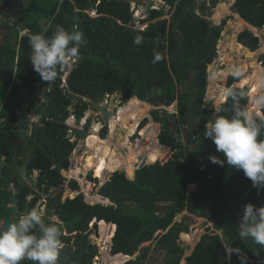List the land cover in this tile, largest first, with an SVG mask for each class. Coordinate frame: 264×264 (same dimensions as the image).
<instances>
[{
  "label": "trees",
  "instance_id": "16d2710c",
  "mask_svg": "<svg viewBox=\"0 0 264 264\" xmlns=\"http://www.w3.org/2000/svg\"><path fill=\"white\" fill-rule=\"evenodd\" d=\"M163 1L169 7L168 12L164 14L159 9H151L149 16L142 19L143 23H150L144 29L136 28V11L123 0H25L23 14L17 20L19 25L14 27L4 22L3 28L0 27L3 30L0 38V221L7 213H12L16 222L34 208L42 214L44 206L47 210L45 222L55 224L63 231L64 248L58 264H94L98 248L90 241L92 229L105 235L100 244L105 264H147L152 244L143 246L136 259L132 257L144 243L156 240L155 249L164 253V261L160 264H181L184 250L178 241L189 227L185 219L177 223L174 219L183 211L213 225L211 234L201 237L186 258V264H264V248L251 238L240 239L238 229L246 204L264 207V189L254 188L242 170L226 163L223 167L213 164L209 156L224 157L203 136L206 122L214 121L218 116L231 118L236 111L252 107L248 89L234 85L241 77L229 78L227 86L234 95H228L218 113L204 106L207 69L217 56V44L229 19L214 26L207 17L219 4L215 15L219 18L226 5L222 2L226 0ZM233 9L247 22L248 25L242 22L244 25L251 29L264 27V0H235ZM92 11L97 13L96 17L90 15ZM166 15L169 18H163ZM42 18L45 19L43 25ZM56 25L82 32L86 43L81 45V59L49 84L32 68L29 38L34 34L50 38ZM9 28L14 30L13 43H7ZM138 37L142 38L139 44L135 43ZM237 40L252 52L260 47V39L250 30L238 34ZM157 54L161 57L159 60L155 58ZM256 66L253 62L250 64L249 68L255 72L246 77L254 79L259 74L261 69L257 70ZM239 68L245 70L247 65ZM189 73L195 86L192 96L179 90ZM64 80L66 86L62 88ZM241 83L249 84L244 79ZM251 89L253 99L252 85ZM42 92L45 102L41 98ZM115 93H120L123 102L135 100L134 118L128 123L132 133L141 118L148 115L151 105L169 107L176 102L177 111L175 109L171 114L168 111L163 114L151 112L153 119L161 125L160 144L156 138L157 127L154 131H150L154 125L145 127L140 131L142 140L138 141V149L129 148L130 164L122 165L118 150L117 155L104 156L103 148L92 142L94 150L89 152L86 160H81L76 174L94 169L95 177L104 182L114 172L110 179L96 194L90 193L89 186L81 178L79 182L78 179L69 182L72 192L65 200H62V191L51 196L52 190H59L64 184L63 171L69 170L70 156L76 146L68 137L69 127L60 123L69 119L73 99L78 97L73 113L80 123L91 106L87 101L90 96L101 102L106 94ZM225 95L221 101L226 100ZM188 107L192 108L199 127L185 143L182 135L189 123ZM262 112L258 107L254 111L264 115V108ZM32 116L40 118L41 123L32 126L28 137ZM130 116L125 106L119 109L115 117L118 120L110 122L106 139L109 143L123 147L124 143L115 140L116 127L120 123L127 129ZM147 122L148 119H144L140 128ZM70 126H74V122ZM105 134L106 129H103L102 137ZM21 138L29 141V145L10 146L11 139ZM97 138L96 132L89 136L94 141ZM167 149L166 161H155L162 159ZM26 150H30L31 155L25 163L18 157ZM140 158L151 165L137 170L134 180L118 171L125 169L133 177ZM121 160L128 163L126 158ZM200 163L206 164L207 168L200 169ZM14 165H25L31 186L19 183V174L12 168ZM83 166L85 170L81 168ZM35 171L39 173L37 180L33 178ZM94 175L88 176L89 181H94ZM15 182L21 189L14 193L10 185ZM78 183L85 187L80 189ZM191 184H197L194 191H189ZM31 195L33 197L29 199ZM162 204L164 209H159ZM158 232L165 233L155 237ZM200 233L198 229L193 237L182 236L191 244Z\"/></svg>",
  "mask_w": 264,
  "mask_h": 264
},
{
  "label": "clouds",
  "instance_id": "9594fccd",
  "mask_svg": "<svg viewBox=\"0 0 264 264\" xmlns=\"http://www.w3.org/2000/svg\"><path fill=\"white\" fill-rule=\"evenodd\" d=\"M159 2L161 5H164L163 7H168L163 0H159ZM150 3L153 4L152 9H159L161 11L159 5H155L154 0H148V2H146V7ZM133 11L136 10L134 9ZM162 11L166 14L164 9H162ZM254 28L256 29L257 27ZM141 41L142 38L138 37L135 43L139 44ZM13 42H15V40ZM85 43L82 32L66 29L62 25H56L55 31L50 38H46L41 34H34L29 38L32 68L40 76L42 81L50 84L58 78L64 69L81 59L80 49L81 45ZM155 58L156 60H159L161 57L157 54ZM231 71L234 76H243V72L238 67L233 68ZM260 87L261 89H264V83H262ZM106 95L105 99L100 103L104 105L106 109L113 112L114 116L111 120H118V118L115 117L120 108L111 110ZM108 95L112 97L114 94ZM226 95L234 94L231 89H229ZM87 101L89 102L90 99ZM252 102L258 108H264V91H262L259 96L253 98ZM121 104L122 107L125 105V102L122 101ZM71 109L74 111V105L70 108V111ZM88 110L91 112L87 113ZM88 110L80 120V123L77 122L73 111H71V115L74 114L75 116L74 126H70L71 122H73L71 115L66 121V125L69 127L68 137L71 142L76 143L73 152L75 151L76 153L79 152V150L84 149L86 155L89 154V147L86 145V141L76 137L70 128H85L88 131H91V133L96 132L98 137L102 139H106L108 129H111L110 124L107 125L101 118V115L94 108L90 106ZM85 116H87L86 123L82 124V120ZM94 120H96V122H94ZM98 121L104 125L103 128L98 126ZM138 125L133 133L134 135H131L133 138L140 127V124ZM119 126H121L120 123L117 124L116 131ZM103 129H106L105 137H102L101 135ZM32 130L33 127L31 126L28 137L31 136ZM160 131L157 133L158 137ZM203 136L207 140H210L214 144L216 152L222 154L224 157V159H221L219 155L209 156V160L213 164L223 167L226 163L228 166L234 167L237 170H242L244 176L252 182L254 188L258 190L264 189V138H261L264 136V115H259L258 113H253L248 110H242L236 111L231 118L228 116H218L214 121H208L205 123ZM158 137L157 140L160 144ZM71 156V166L69 170L63 172H65V174H75L76 177L73 179H78L79 182L80 179L83 178L86 183V180H89L88 176L91 173L93 174L95 170L90 174H76L80 164H78V167H75V165L76 163L81 162V160H75L74 156L72 158ZM81 168H84L85 170V167ZM205 168H207L206 164ZM136 171L137 170H135V173ZM120 172H125L126 175H128L125 169ZM111 174L105 178L104 182H102L100 178L98 180L97 177H95L96 175H94V181H91L90 183L96 184L100 182L101 184L98 187V189H100L107 182ZM128 178L130 179L129 176ZM12 218L14 220L13 216ZM209 224L211 223L209 222ZM211 227H213V225ZM238 229L240 239L251 238L257 245L264 248V207H257L255 204L251 203L246 204L244 206L243 215L239 221ZM220 233L221 232L218 231V234ZM62 235L63 231L61 227L55 224L46 223L42 214L34 208L28 213L22 214L18 221L6 225H0V264H23L25 261L31 262V264H58L61 251L64 248L61 239ZM234 250L235 249L230 250L229 253Z\"/></svg>",
  "mask_w": 264,
  "mask_h": 264
},
{
  "label": "rangeland",
  "instance_id": "374dc122",
  "mask_svg": "<svg viewBox=\"0 0 264 264\" xmlns=\"http://www.w3.org/2000/svg\"><path fill=\"white\" fill-rule=\"evenodd\" d=\"M3 1L5 2V0H3ZM197 1H200V0H197ZM201 1H205V0H201ZM206 1L209 2V0H206ZM234 2H235V0H226L225 2H222V3H226V5H225V9L222 11L219 18H215V15L217 14L216 10H217V7L219 6V4L216 8H214L213 10L210 11V16L207 17V19L209 21H211L214 26H219L225 18H229V19L227 20V24L224 27V31L221 34V38L217 44V56L214 59L213 63H211L207 69L209 76H208V86H207L206 95H205L206 97L204 99V106L207 109H212V110L214 109L218 113L221 110L222 105H224L225 102L227 101L228 95H225V94L229 90L228 86H227L229 78L230 77H237V76H234L232 74L231 70L233 68H236V67L239 68L240 66L247 65V68L245 70H241L243 72V76H240L241 79L239 81L235 82L234 85L236 87H239V88H247L248 89L249 103H251V106H252L251 109H249L248 111L254 113L255 109H257V106L255 104L253 106V104H252L253 99L250 97V94L252 91L251 85L254 87L253 97H257L258 95L261 94L262 91H264V89H261V87H260V85L262 83H264V29L258 31L257 29H251L250 27H248L247 26L248 24L243 19H241L240 16L236 14L235 9H233ZM154 3L156 6L159 5L160 9H164L165 13L168 12L169 8L163 7L164 5H161L159 0H154ZM131 9L136 10V12L134 13L136 28H138V29L146 28L150 24L149 22H146V23L142 22V19H145L149 16V13L146 14V10H145L146 9V2L143 4H140V5L133 3ZM2 10H3V3H0V27L3 28L4 20H5V23L10 24L14 27L19 25V23H20L19 21H17V20L14 21L11 18H8V16ZM89 13L93 17L97 16V13L95 11H92ZM163 18H169V16L166 15ZM163 18H161V19H163ZM44 22H45V19L42 18L41 19V25H43ZM242 22L247 24V25H244ZM245 30H250L255 36H257L260 39V47L257 51L252 52L237 42L238 41L237 40L238 34H240L241 32H244ZM0 32H1L0 33V37H1L3 34V30L2 31L0 30ZM13 38L14 37H12V39L10 41L12 43L14 41ZM252 62L254 64H257V66H256L257 70L261 69L259 74L258 75L256 74L254 79H250L249 77H246V76H251L255 72V70L249 68L250 64ZM219 73H224V75H220ZM189 75L190 76L187 78L186 81L183 82V84L180 86L179 90L181 92H186L189 96H192L195 92V86H194V83L192 81V74L189 73ZM242 79L248 81L249 84H242L241 83ZM65 86L66 85L63 82L62 88H64ZM44 95H45V93L42 92L41 98H42L43 102H45ZM224 95L226 96V100L221 101L222 96H224ZM77 100H78V97H75L73 99V104L70 108H72L73 105L76 104ZM108 100H109V107L111 110L121 108L122 101H121L120 93L114 94ZM119 103H120V105H119ZM134 104H135V100H130V101L125 102L124 106L130 112L131 116L127 122V129L122 128V125L120 124L121 126L118 127V130L116 133L117 138L115 140L118 141L120 144L124 143L123 147L122 146L117 147L116 144H112V143L107 144L106 141H109V140H106L109 136V133L107 132L106 139H102V138L98 137V135H97V137L102 140L101 143L98 142L99 141L98 138H97V141L96 140L94 141L93 139H89V137L87 138L86 142L90 147V153L94 150V147H91L92 142H93L94 146L98 145L99 148L101 145H104V147L102 149L104 156L105 155L106 156L111 155V154L117 155V150H118V154L122 153L125 156V157H122L123 155L118 156L122 165H128L129 163H126V162L123 163V160H121V159L129 156V154L131 153L129 151V148L134 149L136 147L138 149V146L140 144V143H138V141L142 140V135L140 134V131L143 130L145 127H148L149 125H152V126L154 125L153 127H151L150 131H152V130L154 131L156 129V127H157L156 130H158V131L161 130L160 124H157V122L153 119V117L151 116V112L155 110V111H158L161 114H163L165 111H168L171 114L172 111H175V109H177L176 102L174 104L170 105L169 107H166V106L160 105V104L159 105L158 104H155V105L150 104L151 108L149 110L148 115H146L144 118H141V120L138 124H140L144 119H148V122L144 127L138 128L137 133L133 138L132 136L134 134L132 132H130V130H128V123L131 122L134 118V113H135V109H136V105H134ZM260 109H262V108H260ZM89 112H91V111L88 110L87 113H89ZM187 116L189 119V123L185 126L183 132H185V130H186V132H196V130L199 127L198 126L199 124L195 125L196 120L193 116V111H192L191 107H188ZM29 120H30V127L31 126L35 127L37 125H40V123H41L40 118H38L36 116H32ZM94 122H96V120H94ZM196 126H198V127H196ZM120 129H122V130L119 131ZM124 129L126 131H124ZM129 134H131V135L133 134V135L129 136ZM184 136H186V134H183V137ZM128 138L130 139V142H129ZM184 142L186 143V138L184 139ZM142 147H144V144ZM142 147L140 146L139 148H142ZM87 154H88V152H87ZM168 154H169L168 149L164 150L163 158L162 159H156L155 161H157V160L161 161V162L166 161ZM30 155H31V151L26 150L24 152V155L19 156L18 159H23V161L26 163L30 159ZM73 156H74L75 160H82V162L84 161V159L86 160L88 158V156L86 155V151H84V149L79 150V152H76V153L74 151L71 158ZM78 164H81V162L76 163L75 167H78ZM147 165H151V164H147ZM24 166L25 165L19 167L17 165H14L12 168L16 173L19 174V178H18L19 183L25 182L24 184L31 186L32 183L26 177V172H25ZM93 170L94 169L85 170V171H82L81 174L82 175H85L87 173L90 174ZM121 170H124V169H120L118 171H121ZM134 170H136V169H134ZM133 172L135 173V171H133ZM63 174L65 175V172H63ZM93 175L94 174H92V176ZM127 176H129V173ZM37 177H38V172H35L33 178L35 180H37ZM97 179L99 180L98 177H97ZM130 179H135L134 174H133V177H130ZM90 182L91 181L86 180V186H89L91 194H96L97 191L99 190L97 188L100 186L101 183L98 182V183H96V185H93ZM84 187H85V185H80V189H83ZM194 189L195 188L189 186L190 191H192ZM10 190L15 193L14 183H12L10 185ZM60 191L63 192L62 200H65V198H67L72 192L71 187L69 188L66 186V184H64L59 188V190L54 189L50 195L53 196V195L59 193ZM46 196H48V195L46 194ZM83 198L86 201L88 199V198L86 199L85 197H83ZM88 200H90V199H88ZM164 207H165L164 204H162V205H160L159 209H164ZM127 208H129V207H127ZM124 209H126V207ZM41 211L43 214L42 217L44 218L47 215V210L43 206V208H41ZM12 216L14 217L13 214H12ZM183 219L186 220L187 226L189 228H188L187 232L181 233L178 242L180 243L181 247L184 250L183 260H182L181 264H186V258L192 254V252L195 248V245L198 242V240L201 238V236H203L204 234H207V233L211 234V228H212L211 226L212 225L211 224L208 225L209 229H210L209 230L208 227H204V223L206 221L205 219L191 215L187 211H183L181 214H177L175 219H174V223L181 222ZM198 229L201 231V233L197 234V238L193 241V243L190 244L189 241H186V239L183 238V236H182L183 234H187V235H190L193 237L195 235V232ZM164 233L165 232H162V233L158 232L155 235V237L158 234L163 235ZM104 238H105V235L103 233L98 234L96 230L92 229V235L90 236V241H92V243H95L98 245L97 246L98 252L94 258L95 264H105V263H103V259H104L103 256L104 255L100 254V252H101V250H100L101 249L100 248L101 239H104ZM157 241L158 240L144 243L142 246H140V248L138 249L136 254L132 257V259L137 258V256L140 254V249L143 246L147 247V246L152 244V248H151L150 254H149L148 259H147V264H160L161 262H163L164 261V258H163L164 253L157 251L155 249V244ZM258 254H261V253H258Z\"/></svg>",
  "mask_w": 264,
  "mask_h": 264
},
{
  "label": "water",
  "instance_id": "95a60500",
  "mask_svg": "<svg viewBox=\"0 0 264 264\" xmlns=\"http://www.w3.org/2000/svg\"><path fill=\"white\" fill-rule=\"evenodd\" d=\"M24 2H25V0H5V2H4L5 13L12 20H18L23 14ZM124 2L129 4V5H132L133 3L140 5V4H143L145 2H148V0H124ZM152 8H153V4H151V3L148 4L146 7V14H148ZM161 12L163 13L164 11H162V9H161ZM263 28L264 27H257L256 29L258 31H260V30H263ZM13 33H14L13 28H9L7 30V43H10V41L13 37ZM89 103H90L91 107L94 108L101 115V118L103 119V121L107 125H109L111 119L114 116L113 112L106 109L105 106L102 105L99 101H97V99L95 97L90 96ZM60 123L67 124V122H65V121H60ZM70 130L72 131V133L76 137L80 138L83 141H86L87 138L92 134L91 131H88L85 128H70ZM108 131H109V129H108ZM28 145H29V142L25 141L24 139H18V140L11 139L10 140V146L12 148H20V147H24V146H28ZM86 145L89 147L87 142H86ZM89 152H90V147H89ZM140 159H141V162L136 165V168L138 170L147 166V162L144 161L142 158H140ZM110 177L108 178V180L110 179ZM14 189H15V191H18L21 189V186L17 182H15L14 183ZM10 223H14V220L12 218V214L7 213L4 217V219L0 222V225H6V224H10ZM208 225H209V222L205 221L204 227H207Z\"/></svg>",
  "mask_w": 264,
  "mask_h": 264
},
{
  "label": "built area",
  "instance_id": "2783aa9c",
  "mask_svg": "<svg viewBox=\"0 0 264 264\" xmlns=\"http://www.w3.org/2000/svg\"><path fill=\"white\" fill-rule=\"evenodd\" d=\"M0 3H3V0H0ZM109 98H111L108 94L106 95V99H109ZM71 111H73L72 109H71ZM72 116V120H73V122H75V116H74V114H72L71 115ZM95 116L97 117V115L95 114ZM86 119H87V116H85V118L82 120V124H84V123H86ZM97 124H98V126L100 127V128H103V124H101V122L100 121H98L97 122ZM157 137H158V135H156ZM156 137V138H157ZM199 167H200V169H202V170H205V164H199L198 165ZM136 170H138V169H136ZM135 171V170H134ZM76 177V175L75 174H71V173H67V174H65L64 175V178H65V181H64V184H66V186L68 187L69 186V182L73 179V178H75ZM209 178H211V176H208ZM93 185H96L95 183H93ZM98 189V188H97ZM33 196L31 195V196H29V199H31ZM43 208V207H42ZM98 246V245H97ZM103 263H105V260H103ZM94 264H95V262H94Z\"/></svg>",
  "mask_w": 264,
  "mask_h": 264
},
{
  "label": "crops",
  "instance_id": "0c3cea01",
  "mask_svg": "<svg viewBox=\"0 0 264 264\" xmlns=\"http://www.w3.org/2000/svg\"><path fill=\"white\" fill-rule=\"evenodd\" d=\"M238 15V14H237ZM199 124V122L196 120V124L195 125H198ZM199 126V125H198ZM198 126H196V127H198ZM191 133H193V132H186V130H185V132H183V134H186V136H184L183 137V135H182V139L184 140L185 138H186V143L188 142V139H189V137L191 136L190 134ZM191 187H193V188H196L197 187V185L196 184H191L190 185ZM195 190V189H194ZM194 190H192V191H194ZM204 219V218H203ZM206 220V219H205ZM207 221V220H206ZM207 227H209V226H207ZM202 237V236H201ZM201 239V238H200ZM200 239L198 240V242L200 241ZM197 242V243H198ZM196 243V244H197ZM196 246V245H195Z\"/></svg>",
  "mask_w": 264,
  "mask_h": 264
},
{
  "label": "bare ground",
  "instance_id": "6f19581e",
  "mask_svg": "<svg viewBox=\"0 0 264 264\" xmlns=\"http://www.w3.org/2000/svg\"><path fill=\"white\" fill-rule=\"evenodd\" d=\"M135 111H136V109H135ZM134 114H135V113H134ZM106 143H107V144H110L109 141H106ZM103 144H104V143H103ZM103 147H104V145H101V146H100L101 149H102ZM119 155H123V154L120 153V154H118V156H119ZM126 160H127L128 163L130 164V160H129L128 156L126 157ZM120 162H121V161H120Z\"/></svg>",
  "mask_w": 264,
  "mask_h": 264
},
{
  "label": "flooded vegetation",
  "instance_id": "af4514ba",
  "mask_svg": "<svg viewBox=\"0 0 264 264\" xmlns=\"http://www.w3.org/2000/svg\"><path fill=\"white\" fill-rule=\"evenodd\" d=\"M3 7H4V1H3Z\"/></svg>",
  "mask_w": 264,
  "mask_h": 264
}]
</instances>
